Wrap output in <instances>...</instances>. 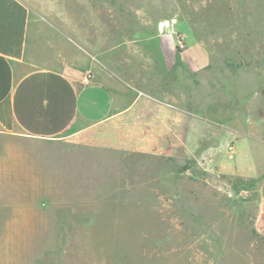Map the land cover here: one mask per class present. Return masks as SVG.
Instances as JSON below:
<instances>
[{
    "label": "rangeland",
    "instance_id": "374dc122",
    "mask_svg": "<svg viewBox=\"0 0 264 264\" xmlns=\"http://www.w3.org/2000/svg\"><path fill=\"white\" fill-rule=\"evenodd\" d=\"M29 1L107 37L157 124L95 152L74 189L42 176L46 193L14 169L40 146L0 134V264H264V0Z\"/></svg>",
    "mask_w": 264,
    "mask_h": 264
},
{
    "label": "crops",
    "instance_id": "0c3cea01",
    "mask_svg": "<svg viewBox=\"0 0 264 264\" xmlns=\"http://www.w3.org/2000/svg\"><path fill=\"white\" fill-rule=\"evenodd\" d=\"M47 13L29 0H0V134L13 136L9 139L21 145L40 146L29 168L25 151L16 156L14 165L21 176L35 180L30 187L40 190L30 192L36 193H46L43 188L50 186L48 181L38 183L42 176L51 177V184L59 188L74 189L80 184L83 164L96 161L95 152L133 151L139 141L133 131L157 124L148 117L138 120L148 100L133 91L143 90V82L125 79L117 47L101 36L88 46ZM51 13L52 18L60 16L61 22H67L63 10ZM138 40L149 46L148 39ZM142 65L143 61L137 63ZM60 143L70 148H58L56 158L43 148ZM77 150L81 154L76 158L70 152Z\"/></svg>",
    "mask_w": 264,
    "mask_h": 264
},
{
    "label": "built area",
    "instance_id": "2783aa9c",
    "mask_svg": "<svg viewBox=\"0 0 264 264\" xmlns=\"http://www.w3.org/2000/svg\"><path fill=\"white\" fill-rule=\"evenodd\" d=\"M89 79H90V75H88V76L86 77V81L88 82Z\"/></svg>",
    "mask_w": 264,
    "mask_h": 264
},
{
    "label": "water",
    "instance_id": "95a60500",
    "mask_svg": "<svg viewBox=\"0 0 264 264\" xmlns=\"http://www.w3.org/2000/svg\"><path fill=\"white\" fill-rule=\"evenodd\" d=\"M168 30H169V31L171 30V27H170V26L168 27Z\"/></svg>",
    "mask_w": 264,
    "mask_h": 264
}]
</instances>
